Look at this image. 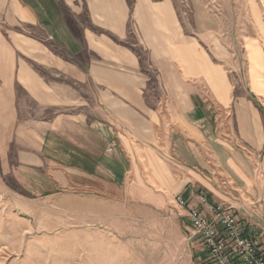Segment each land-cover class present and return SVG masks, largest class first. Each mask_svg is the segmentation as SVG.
Wrapping results in <instances>:
<instances>
[{"label":"crops","instance_id":"0c3cea01","mask_svg":"<svg viewBox=\"0 0 264 264\" xmlns=\"http://www.w3.org/2000/svg\"><path fill=\"white\" fill-rule=\"evenodd\" d=\"M243 6L239 52L204 0H0V249L53 248L74 225L120 222L128 238L178 195L220 201V176L258 199L264 119L249 97L264 95V0ZM217 109L239 112L252 156L213 139Z\"/></svg>","mask_w":264,"mask_h":264},{"label":"rangeland","instance_id":"374dc122","mask_svg":"<svg viewBox=\"0 0 264 264\" xmlns=\"http://www.w3.org/2000/svg\"><path fill=\"white\" fill-rule=\"evenodd\" d=\"M204 1L222 23V30L226 34L224 41L233 44V48L239 51L237 43L240 36L238 34H246L249 30L243 0ZM183 5L180 2V7ZM236 65L244 64L232 63L234 82L241 86L245 84L246 88L245 68L238 70ZM245 88L242 89L244 93ZM249 101L256 104L264 119V95L258 97L251 94ZM210 113L209 118L212 119L214 131L213 139L217 144H225L232 138L235 150H242L247 156L254 154L255 148L250 145L244 147L239 142L241 137L235 121L236 115L239 114L237 110L217 109ZM260 163L262 164L261 161ZM219 179L215 183L216 192L214 193L222 196L220 201L215 200L204 189L201 190L205 191L212 201L230 204L237 208L239 216L252 229L261 230L259 233L264 240V192L259 194L258 199H246L239 196L237 188H231L230 184L226 187L223 176ZM76 185L78 186L74 189L78 191L81 189V191L91 192L103 191L102 186L88 181L82 183L79 181ZM229 200L232 202L229 203ZM167 216H162L161 219L151 223L131 222L132 235L128 238L122 236L120 222L98 223L90 226L74 225L69 229L61 227L52 234L53 245L56 247L51 248L47 244H42L41 249L32 248L31 243L35 240L28 239L25 247L14 249V252L0 249V264H208L207 257L202 255L204 246L192 230H189L190 225L176 202L171 206ZM80 230L85 231L79 234ZM39 238L36 241H44ZM33 246L37 245L34 243Z\"/></svg>","mask_w":264,"mask_h":264},{"label":"built area","instance_id":"2783aa9c","mask_svg":"<svg viewBox=\"0 0 264 264\" xmlns=\"http://www.w3.org/2000/svg\"><path fill=\"white\" fill-rule=\"evenodd\" d=\"M176 205L208 255L209 264H264V240L239 216L237 209L212 201L206 194L178 195Z\"/></svg>","mask_w":264,"mask_h":264},{"label":"bare ground","instance_id":"6f19581e","mask_svg":"<svg viewBox=\"0 0 264 264\" xmlns=\"http://www.w3.org/2000/svg\"><path fill=\"white\" fill-rule=\"evenodd\" d=\"M4 253V252H3ZM5 255V254H4Z\"/></svg>","mask_w":264,"mask_h":264},{"label":"trees","instance_id":"16d2710c","mask_svg":"<svg viewBox=\"0 0 264 264\" xmlns=\"http://www.w3.org/2000/svg\"><path fill=\"white\" fill-rule=\"evenodd\" d=\"M251 227V226H250Z\"/></svg>","mask_w":264,"mask_h":264}]
</instances>
